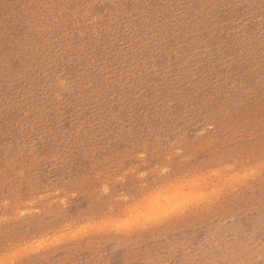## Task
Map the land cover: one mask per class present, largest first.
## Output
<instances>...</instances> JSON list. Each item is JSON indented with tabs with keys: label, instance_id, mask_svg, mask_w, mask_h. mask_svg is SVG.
<instances>
[{
	"label": "rangeland",
	"instance_id": "374dc122",
	"mask_svg": "<svg viewBox=\"0 0 264 264\" xmlns=\"http://www.w3.org/2000/svg\"><path fill=\"white\" fill-rule=\"evenodd\" d=\"M262 167L264 0H0V250L43 241L27 264H264ZM165 176L208 202L74 236Z\"/></svg>",
	"mask_w": 264,
	"mask_h": 264
},
{
	"label": "snow or ice",
	"instance_id": "6c2138e0",
	"mask_svg": "<svg viewBox=\"0 0 264 264\" xmlns=\"http://www.w3.org/2000/svg\"><path fill=\"white\" fill-rule=\"evenodd\" d=\"M264 174V167L260 169ZM255 173H253L254 175ZM183 177L165 176L160 181V191L153 192L137 201H129L128 209L110 220L107 224L99 226L85 224L82 228L76 226L78 231L74 236H80L89 228H110L120 233H133L146 229L152 225L162 224L168 219L181 215L192 207H198L208 202V195L200 191L194 181L183 183ZM44 242L33 241L24 247H7L0 250V264H27L26 257L40 250Z\"/></svg>",
	"mask_w": 264,
	"mask_h": 264
},
{
	"label": "bare ground",
	"instance_id": "6f19581e",
	"mask_svg": "<svg viewBox=\"0 0 264 264\" xmlns=\"http://www.w3.org/2000/svg\"><path fill=\"white\" fill-rule=\"evenodd\" d=\"M226 167V166H225ZM227 168V167H226ZM231 168V167H230ZM257 169V168H256ZM255 169V170H256ZM226 170V169H225ZM246 174V173H245ZM220 176V175H219ZM236 176V175H235ZM194 177V176H193ZM195 177H197V176H195ZM237 177V176H236ZM124 178V177H123ZM230 178V177H229ZM198 179V178H197ZM205 179V178H204ZM241 179V178H240ZM244 179V178H243ZM209 180H211V179H209ZM237 180H238V178H237ZM200 181V180H199ZM201 181H202V179H201ZM221 181V180H220ZM231 182V181H230ZM235 182V181H234ZM220 183V182H219ZM198 184V183H197ZM201 184V183H200ZM227 184V183H226ZM211 185V184H210ZM228 185V184H227ZM213 187V186H212ZM208 189V188H207ZM221 190V189H220ZM211 193H213V191L211 192ZM216 194V193H215ZM214 195V194H213ZM222 207V206H221ZM125 208V207H124ZM123 208V209H124ZM194 208V207H193ZM91 230V229H90ZM97 230V229H96ZM97 232V231H96ZM86 234V233H85Z\"/></svg>",
	"mask_w": 264,
	"mask_h": 264
}]
</instances>
